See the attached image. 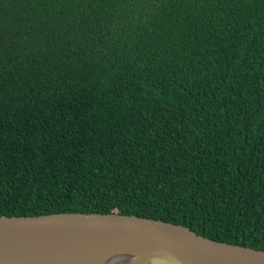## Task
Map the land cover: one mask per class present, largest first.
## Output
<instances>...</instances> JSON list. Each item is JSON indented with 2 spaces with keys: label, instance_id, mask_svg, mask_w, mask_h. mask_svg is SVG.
<instances>
[{
  "label": "trees",
  "instance_id": "trees-1",
  "mask_svg": "<svg viewBox=\"0 0 264 264\" xmlns=\"http://www.w3.org/2000/svg\"><path fill=\"white\" fill-rule=\"evenodd\" d=\"M79 211L264 250V0H0V215Z\"/></svg>",
  "mask_w": 264,
  "mask_h": 264
},
{
  "label": "water",
  "instance_id": "water-1",
  "mask_svg": "<svg viewBox=\"0 0 264 264\" xmlns=\"http://www.w3.org/2000/svg\"><path fill=\"white\" fill-rule=\"evenodd\" d=\"M264 264V250L224 243L158 218L120 212L0 215V264Z\"/></svg>",
  "mask_w": 264,
  "mask_h": 264
},
{
  "label": "bare ground",
  "instance_id": "bare-ground-1",
  "mask_svg": "<svg viewBox=\"0 0 264 264\" xmlns=\"http://www.w3.org/2000/svg\"><path fill=\"white\" fill-rule=\"evenodd\" d=\"M131 262V257L129 256L128 253L126 254H121L119 253L118 255L112 256V258L104 261H99L95 264H130ZM140 264H149L146 261L141 262Z\"/></svg>",
  "mask_w": 264,
  "mask_h": 264
}]
</instances>
